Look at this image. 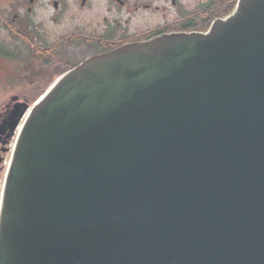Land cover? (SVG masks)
Here are the masks:
<instances>
[{"label":"water","instance_id":"water-1","mask_svg":"<svg viewBox=\"0 0 264 264\" xmlns=\"http://www.w3.org/2000/svg\"><path fill=\"white\" fill-rule=\"evenodd\" d=\"M8 124L0 264H264V0L92 56Z\"/></svg>","mask_w":264,"mask_h":264},{"label":"flooded vegetation","instance_id":"flooded-vegetation-1","mask_svg":"<svg viewBox=\"0 0 264 264\" xmlns=\"http://www.w3.org/2000/svg\"><path fill=\"white\" fill-rule=\"evenodd\" d=\"M239 0H0V203L8 119L88 58L133 42L207 33ZM6 122V124H5Z\"/></svg>","mask_w":264,"mask_h":264},{"label":"rangeland","instance_id":"rangeland-1","mask_svg":"<svg viewBox=\"0 0 264 264\" xmlns=\"http://www.w3.org/2000/svg\"><path fill=\"white\" fill-rule=\"evenodd\" d=\"M0 107H1V106H0ZM32 107H33V106H32ZM18 132H19V131H18ZM18 132H17V134H18ZM16 137H17V135L13 138L12 142H16V139H17ZM14 146H15V144L11 143V151H13ZM11 153H12V152H11ZM11 153L9 154V157H8L7 161L10 159V157H11ZM7 168H8V165H7ZM7 168H6L5 171H4V175H3L4 178H5V176H6Z\"/></svg>","mask_w":264,"mask_h":264},{"label":"bare ground","instance_id":"bare-ground-1","mask_svg":"<svg viewBox=\"0 0 264 264\" xmlns=\"http://www.w3.org/2000/svg\"><path fill=\"white\" fill-rule=\"evenodd\" d=\"M18 130V129H17ZM12 154V153H11ZM6 177V176H5Z\"/></svg>","mask_w":264,"mask_h":264}]
</instances>
